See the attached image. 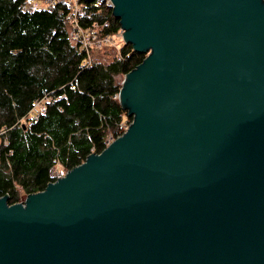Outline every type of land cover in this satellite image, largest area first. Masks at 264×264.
<instances>
[{
	"label": "water",
	"instance_id": "1",
	"mask_svg": "<svg viewBox=\"0 0 264 264\" xmlns=\"http://www.w3.org/2000/svg\"><path fill=\"white\" fill-rule=\"evenodd\" d=\"M146 53L133 117L43 191L0 197V264H264V0H108Z\"/></svg>",
	"mask_w": 264,
	"mask_h": 264
},
{
	"label": "trees",
	"instance_id": "2",
	"mask_svg": "<svg viewBox=\"0 0 264 264\" xmlns=\"http://www.w3.org/2000/svg\"><path fill=\"white\" fill-rule=\"evenodd\" d=\"M28 1L0 0V197L10 204L46 189L54 169H73L123 135L133 117L119 99L122 81L147 56L125 44L119 60L105 46L92 51L89 64L67 4L26 12ZM81 23L104 36L121 29L113 9L95 1ZM46 97L45 113L34 118Z\"/></svg>",
	"mask_w": 264,
	"mask_h": 264
},
{
	"label": "built area",
	"instance_id": "3",
	"mask_svg": "<svg viewBox=\"0 0 264 264\" xmlns=\"http://www.w3.org/2000/svg\"><path fill=\"white\" fill-rule=\"evenodd\" d=\"M65 2L68 8V19L74 28L73 37L77 40L81 47L86 51L88 55V63H92V51L94 49H102L105 46H110L117 51V58L122 59L121 49L125 45L124 30L121 28L117 33L112 35H101L98 30L92 27H85L81 23L82 11L88 1H95L97 4H106L110 7L108 0H30L24 6L23 10L26 12H32L37 10H46L53 12L59 2ZM60 96L59 98H61ZM50 100L49 97L43 98L38 101L32 110L34 118H39L40 114L46 111V102ZM131 124V123H130ZM130 124L126 125L125 131L129 128ZM124 134V133H123ZM115 139L110 138L107 140V146L111 144ZM106 146V147H107ZM69 170L64 168L54 169L52 171V177L54 181L63 178L67 175ZM24 200L19 198L16 203H23Z\"/></svg>",
	"mask_w": 264,
	"mask_h": 264
},
{
	"label": "rangeland",
	"instance_id": "4",
	"mask_svg": "<svg viewBox=\"0 0 264 264\" xmlns=\"http://www.w3.org/2000/svg\"><path fill=\"white\" fill-rule=\"evenodd\" d=\"M129 124H130V123H129ZM57 169H59V168H56V170H57ZM20 195H21V199L25 201V200H26V198H27V196H26V195H24V194H20Z\"/></svg>",
	"mask_w": 264,
	"mask_h": 264
}]
</instances>
